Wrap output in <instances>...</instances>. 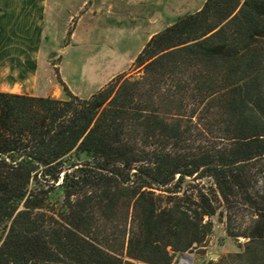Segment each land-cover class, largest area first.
I'll use <instances>...</instances> for the list:
<instances>
[{
    "label": "trees",
    "instance_id": "obj_1",
    "mask_svg": "<svg viewBox=\"0 0 264 264\" xmlns=\"http://www.w3.org/2000/svg\"><path fill=\"white\" fill-rule=\"evenodd\" d=\"M136 67L89 96L0 91V264H173L220 213L264 264V0H206Z\"/></svg>",
    "mask_w": 264,
    "mask_h": 264
},
{
    "label": "rangeland",
    "instance_id": "obj_2",
    "mask_svg": "<svg viewBox=\"0 0 264 264\" xmlns=\"http://www.w3.org/2000/svg\"><path fill=\"white\" fill-rule=\"evenodd\" d=\"M206 0H51L41 77L55 98L64 86L88 96L118 75L138 76L136 58L154 32L200 9ZM72 32L70 39L69 33ZM264 164V163H263ZM234 230H244L252 210L239 204L232 213ZM206 242L183 254L192 264H241L234 257L247 241L228 235L226 213L213 217ZM178 254L173 264L181 263Z\"/></svg>",
    "mask_w": 264,
    "mask_h": 264
},
{
    "label": "crops",
    "instance_id": "obj_3",
    "mask_svg": "<svg viewBox=\"0 0 264 264\" xmlns=\"http://www.w3.org/2000/svg\"><path fill=\"white\" fill-rule=\"evenodd\" d=\"M50 10L51 0H0V91L53 95L41 77Z\"/></svg>",
    "mask_w": 264,
    "mask_h": 264
},
{
    "label": "built area",
    "instance_id": "obj_4",
    "mask_svg": "<svg viewBox=\"0 0 264 264\" xmlns=\"http://www.w3.org/2000/svg\"><path fill=\"white\" fill-rule=\"evenodd\" d=\"M189 255H187V254H183L182 256H181V263L180 264H186V262H185V258L186 257H188ZM191 257V256H190ZM192 261H193V258L191 259ZM191 264H192V262H191Z\"/></svg>",
    "mask_w": 264,
    "mask_h": 264
},
{
    "label": "bare ground",
    "instance_id": "obj_5",
    "mask_svg": "<svg viewBox=\"0 0 264 264\" xmlns=\"http://www.w3.org/2000/svg\"><path fill=\"white\" fill-rule=\"evenodd\" d=\"M185 262H186V264H191V262H192L191 257H189V256L186 257Z\"/></svg>",
    "mask_w": 264,
    "mask_h": 264
}]
</instances>
